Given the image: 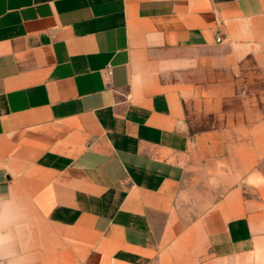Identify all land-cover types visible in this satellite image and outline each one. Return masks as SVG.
<instances>
[{"label":"crops","instance_id":"crops-1","mask_svg":"<svg viewBox=\"0 0 264 264\" xmlns=\"http://www.w3.org/2000/svg\"><path fill=\"white\" fill-rule=\"evenodd\" d=\"M263 118L264 0H0V264H264Z\"/></svg>","mask_w":264,"mask_h":264},{"label":"rangeland","instance_id":"rangeland-1","mask_svg":"<svg viewBox=\"0 0 264 264\" xmlns=\"http://www.w3.org/2000/svg\"><path fill=\"white\" fill-rule=\"evenodd\" d=\"M264 120V118H263ZM257 144L255 161L252 166V178L248 180L250 188L245 192L248 195L258 197L264 205V190L258 186L260 183L264 186V138L259 141H254Z\"/></svg>","mask_w":264,"mask_h":264}]
</instances>
